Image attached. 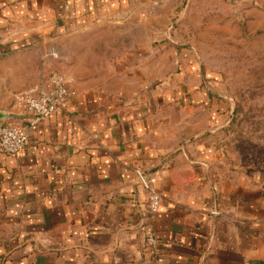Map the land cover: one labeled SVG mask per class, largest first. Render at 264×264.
I'll list each match as a JSON object with an SVG mask.
<instances>
[{"label":"crops","instance_id":"1","mask_svg":"<svg viewBox=\"0 0 264 264\" xmlns=\"http://www.w3.org/2000/svg\"><path fill=\"white\" fill-rule=\"evenodd\" d=\"M179 1L0 0V123L21 124L12 91L53 62L74 92L0 156V264H264V172L221 169L225 108L189 53L147 41L151 4ZM132 32L145 42L116 44ZM135 170L155 178L153 216Z\"/></svg>","mask_w":264,"mask_h":264},{"label":"rangeland","instance_id":"2","mask_svg":"<svg viewBox=\"0 0 264 264\" xmlns=\"http://www.w3.org/2000/svg\"><path fill=\"white\" fill-rule=\"evenodd\" d=\"M151 5L156 16L147 18V41L165 47L175 44L178 54L189 53L196 63L197 80H206L213 100L226 110L223 129L214 132L221 169L245 176L263 173L264 0H180L171 9L164 3ZM111 38L107 35L98 42L109 44ZM145 40L144 34L123 33L116 44L140 46ZM52 53L49 59L58 61ZM50 71H59L54 62L46 75ZM29 85L16 88L12 96ZM0 87L4 88L1 83Z\"/></svg>","mask_w":264,"mask_h":264},{"label":"built area","instance_id":"3","mask_svg":"<svg viewBox=\"0 0 264 264\" xmlns=\"http://www.w3.org/2000/svg\"><path fill=\"white\" fill-rule=\"evenodd\" d=\"M54 54L52 53L51 56ZM68 78L61 72L50 71L37 83L13 95V107L23 112L21 124L0 123V156L17 157L29 142L30 133L74 96L69 88ZM136 182L147 193V209L155 215L160 204V195L154 189L155 178L135 170ZM218 216V212L210 213ZM156 243L152 233L147 232L145 244L152 247Z\"/></svg>","mask_w":264,"mask_h":264},{"label":"water","instance_id":"4","mask_svg":"<svg viewBox=\"0 0 264 264\" xmlns=\"http://www.w3.org/2000/svg\"><path fill=\"white\" fill-rule=\"evenodd\" d=\"M12 118V115L9 113H5L0 110V121L9 120Z\"/></svg>","mask_w":264,"mask_h":264},{"label":"trees","instance_id":"5","mask_svg":"<svg viewBox=\"0 0 264 264\" xmlns=\"http://www.w3.org/2000/svg\"><path fill=\"white\" fill-rule=\"evenodd\" d=\"M217 100H222V101H224L223 98H222L221 96H218V97H217Z\"/></svg>","mask_w":264,"mask_h":264}]
</instances>
